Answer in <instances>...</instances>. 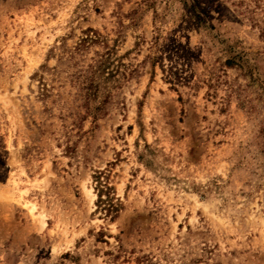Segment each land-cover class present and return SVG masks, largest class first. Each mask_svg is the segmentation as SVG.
Returning <instances> with one entry per match:
<instances>
[{
  "label": "rangeland",
  "instance_id": "rangeland-1",
  "mask_svg": "<svg viewBox=\"0 0 264 264\" xmlns=\"http://www.w3.org/2000/svg\"><path fill=\"white\" fill-rule=\"evenodd\" d=\"M0 264H264V0H0Z\"/></svg>",
  "mask_w": 264,
  "mask_h": 264
},
{
  "label": "bare ground",
  "instance_id": "bare-ground-1",
  "mask_svg": "<svg viewBox=\"0 0 264 264\" xmlns=\"http://www.w3.org/2000/svg\"><path fill=\"white\" fill-rule=\"evenodd\" d=\"M36 208V205L33 203L32 204V207H31V210L35 209Z\"/></svg>",
  "mask_w": 264,
  "mask_h": 264
}]
</instances>
